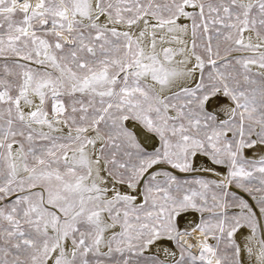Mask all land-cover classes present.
<instances>
[{"label": "snow or ice", "instance_id": "1", "mask_svg": "<svg viewBox=\"0 0 264 264\" xmlns=\"http://www.w3.org/2000/svg\"><path fill=\"white\" fill-rule=\"evenodd\" d=\"M0 264H264V0H0Z\"/></svg>", "mask_w": 264, "mask_h": 264}]
</instances>
